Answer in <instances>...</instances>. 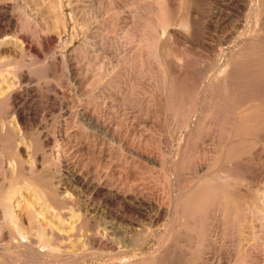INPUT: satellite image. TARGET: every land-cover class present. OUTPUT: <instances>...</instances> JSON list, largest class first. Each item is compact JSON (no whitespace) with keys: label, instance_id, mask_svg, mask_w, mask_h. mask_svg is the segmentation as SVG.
<instances>
[{"label":"rangeland","instance_id":"1","mask_svg":"<svg viewBox=\"0 0 264 264\" xmlns=\"http://www.w3.org/2000/svg\"><path fill=\"white\" fill-rule=\"evenodd\" d=\"M0 1V128L24 171L38 167L14 212L24 235L45 216L79 227L58 251L0 241V264H264V0ZM4 146L0 187L16 167ZM207 180L217 188L181 213Z\"/></svg>","mask_w":264,"mask_h":264},{"label":"bare ground","instance_id":"2","mask_svg":"<svg viewBox=\"0 0 264 264\" xmlns=\"http://www.w3.org/2000/svg\"><path fill=\"white\" fill-rule=\"evenodd\" d=\"M1 2V1H0ZM5 4V3H4ZM4 4H0V8L2 7H4L5 5ZM1 8V9H2ZM5 8V7H4ZM2 11V10H1ZM161 13H163V12H161ZM164 15V14H163ZM165 19V18H164ZM163 19V20H164ZM159 21V20H158ZM182 38V37H181ZM248 39V38H247ZM246 41V40H245ZM3 42L4 41H0V46L1 45H3ZM240 43V42H239ZM243 43H244V41H243ZM5 44V43H4ZM232 46V45H231ZM246 46V45H245ZM2 47V46H1ZM227 47V46H226ZM234 47V46H233ZM237 47V46H236ZM232 49V48H231ZM235 49V48H234ZM233 49V50H234ZM229 51V50H228ZM225 52V51H224ZM238 52V51H237ZM171 55V54H170ZM172 56H174V55H172ZM173 59H174V57H172ZM177 58H179V57H177ZM176 57H175V59H177ZM180 59V58H179ZM179 59H177V60H179ZM183 60V59H182ZM216 60V59H215ZM261 61V60H260ZM173 62H175L176 64L178 63L179 64V62L177 61H175V60H173ZM220 62V61H219ZM261 62H263V61H261ZM180 63H181V61H180ZM183 63L184 62H182V65H183ZM187 63V62H186ZM217 63V62H216ZM254 64V63H253ZM181 65V64H180ZM185 65V64H184ZM214 65V64H213ZM218 65V64H217ZM216 65V66H217ZM229 65V64H228ZM232 65V64H231ZM236 65V64H235ZM245 65H247V64H245ZM253 66V65H252ZM175 67V66H174ZM179 68H181L180 66H178ZM183 67V66H182ZM184 67H186V65L184 66ZM214 67H215V65H214ZM235 67V66H234ZM251 68V67H250ZM249 68V69H250ZM219 69V68H218ZM217 69V70H218ZM222 69V68H221ZM228 69V68H227ZM234 69H236V68H234ZM240 69V68H239ZM174 70V69H173ZM230 70V69H229ZM176 71V70H175ZM224 71V70H223ZM226 71H228V70H226ZM237 71V74L239 73L238 72V70H235V72ZM248 71H253V68L251 69V70H248ZM254 71H255V69H254ZM258 71V70H257ZM256 71V72H257ZM233 73H234V71H233V69L232 70H230V71H228V72H226L225 74H223V82H225V83H227V81H229L230 79V77H232L233 76ZM248 73V72H247ZM260 74H261V72H259ZM239 74H242V73H239ZM250 74V73H249ZM259 74V76H261ZM264 74V73H263ZM234 75L236 76V73H234ZM254 75H256V74H254ZM234 76V77H235ZM241 76H246V75H241ZM249 76V75H248ZM253 76V75H252ZM259 76H257V78H258V81H263V79H260L259 80ZM237 77V76H236ZM256 77V76H255ZM263 77H264V75H263ZM222 78H219V79H222ZM239 78V77H238ZM243 78V77H242ZM251 78V77H250ZM250 78H249V80H250ZM252 78H254V77H252ZM261 78V77H260ZM239 79H241V78H239ZM232 80V79H231ZM248 80V79H247ZM243 81V80H242ZM241 81V82H242ZM253 81H255L254 79L253 80H251V82H253ZM220 82V81H219ZM234 82V81H233ZM244 82V81H243ZM242 82V83H243ZM245 82H248L249 83V81H245ZM244 82V83H245ZM257 82V81H256ZM237 82H235V84H236ZM239 83V82H238ZM237 83V84H238ZM255 83V82H254ZM254 83L252 84V85H254ZM258 83H260V82H258ZM257 83V84H258ZM263 83V82H262ZM247 84V83H246ZM250 84V83H249ZM256 83H255V85H257ZM230 85H231V82H230ZM240 85V84H239ZM241 85H243V84H241ZM221 86V85H220ZM244 86V85H243ZM247 86V85H246ZM257 86H259V85H257ZM256 86V87H257ZM264 86V85H263ZM212 87V86H211ZM224 87V86H223ZM234 87V86H233ZM248 87L249 86H247L246 88L248 89ZM260 87V86H259ZM213 88V87H212ZM224 88H226V87H224ZM235 88V87H234ZM239 88V87H238ZM245 88V89H246ZM227 89V88H226ZM240 89V88H239ZM246 89V90H247ZM255 90H256V88H254ZM253 89V90H254ZM252 90V89H251ZM223 91H225V89L223 90ZM257 91H259V90H257ZM216 92V91H215ZM227 92V91H226ZM226 92H224V94L226 93ZM259 92H261V91H259ZM213 93V92H212ZM237 93V92H236ZM235 93V94H236ZM240 93V92H239ZM245 93V92H244ZM248 93V92H247ZM258 92H256V94H257ZM181 94V93H180ZM218 94V93H217ZM241 94H242V91H241ZM250 94H251V91H250ZM262 94V93H261ZM210 95V94H209ZM238 95V94H237ZM237 95H234V96H237ZM255 95V94H254ZM180 96V95H179ZM213 95L211 94V97H212ZM215 96V95H214ZM222 96V95H221ZM224 96H226V95H224ZM231 100L233 99V95L231 94ZM208 97V96H207ZM216 97H218L217 95H216ZM243 97H246V95L244 96H242L241 97V100H240V103H239V105L242 103L241 101L243 100ZM20 98V95L19 94H17V93H15V92H9V94L7 95V97L5 98V100H7V103L8 104H6L5 102V104H6V106H8L12 111H13V113H15L16 115H19L20 114V108H18V106H17V104H18V99ZM221 98H223L224 99V97H221ZM235 99L237 98V97H234ZM179 99V98H178ZM216 99H219V98H216ZM226 99V98H225ZM225 99H224V101H225ZM228 100H229V97L227 98ZM234 99V100H235ZM245 99V98H244ZM247 99H249V97L247 96ZM245 100V101H247L248 102V100ZM1 100V99H0ZM4 100V99H3ZM221 100L222 99H219L218 101H219V103L221 102ZM226 101L227 103H229L231 100H229V101ZM237 100V99H236ZM235 100V101H236ZM215 101V99L213 100V102ZM263 101V100H262ZM205 102H208V105H209V101H205ZM3 103V104H4ZM218 103V102H217ZM231 103V102H230ZM229 103V104H230ZM246 103V102H245ZM206 104V103H205ZM225 105H226V103H224ZM228 104V105H229ZM236 104H237V101H236ZM244 104V103H243ZM242 104V105H243ZM207 105V104H206ZM211 105V104H210ZM213 105V104H212ZM231 105H233L232 103H231ZM230 105V106H231ZM246 105V104H245ZM1 106H3V105H1ZM203 106V105H202ZM218 106V105H217ZM206 107H208V106H206ZM210 107V106H209ZM208 107V108H209ZM212 107V106H211ZM210 107V108H211ZM233 107V106H232ZM204 108H205V106H204ZM204 108H202L203 110H204V112H205V109ZM209 108V109H210ZM235 108V107H234ZM3 109V108H2ZM219 110V109H218ZM222 110H223V112L222 113H224V110H225V106H224V109L222 108ZM226 110H228L229 111V109H227V107H226ZM232 110V109H231ZM231 110H230V112H231ZM2 111V110H1ZM207 111H209L208 109H207ZM203 112V111H202ZM214 112V111H213ZM219 112V111H218ZM236 111H234V113H235ZM9 113V112H8ZM217 113V112H216ZM215 113V114H216ZM233 113V114H234ZM199 114V113H198ZM202 114V113H201ZM213 114V113H212ZM1 115H2V113H1ZM220 115H221V112H220ZM4 116V115H3ZM6 116V115H5ZM4 116V117H5ZM202 116H205V115H202ZM201 116V117H202ZM240 116V115H239ZM0 117H2V116H0ZM221 118V117H220ZM231 118V120H233V118H235L234 116H233V118L232 117H230ZM3 119V118H2ZM201 119V118H200ZM0 120H1V118H0ZM231 123H233L232 121H230ZM229 129H230V127H228ZM1 129V128H0ZM228 129V130H229ZM0 138L2 139V140H4V143H5V146H4V150L6 151V154H7V158H8V160H13V161H15V164H16V167H15V169H14V166H13V164L12 165H9L8 166V168H7V170H5V176L6 177H12V175L14 176V173H15V176L14 177H12V180H7L8 181V183H7V186H1L0 187V218H1V222H0V241H2L3 242V244H5V242L6 243H11V244H14V245H22V246H24V245H30L31 247H43L44 249H51V248H55V247H52V244H53V240L54 239H58V237H60V233H63V229L62 228H64L62 225H60V226H62V228L61 227H57V226H55V225H57V224H55L54 226H53V224H52V222H54V221H52V222H50L49 223V221L50 220H48V218L46 217V219H45V217H40V216H44L43 214H39V212L40 211H37L36 212V215H34V216H37L38 217V215H39V217L42 219H36L35 220V218H34V221H35V225H36V222H38V227H40V228H38V227H35V228H38L36 231H35V228H33V229H31V227H28V226H25V228L27 227L28 228V231H35V233H33V234H31V233H29V234H26V232H25V234L26 235H24V231H23V229H21V227H20V222H22L21 220V218H20V216H19V214L17 215L14 211V203H12V199H13V197H14V189L16 188L15 187V185L16 184H21V183H23V184H27V183H29L28 181H29V177L31 176V173H33V172H35V171H37V166L35 165V163H34V161L32 162V164L28 167V171L27 172H25L24 171V168H23V165H22V162L20 161V159H19V155H20V153H19V150H18V142L16 141V139H14V132H13V129H12V126H10V125H7L6 126V129L4 130V131H2V129L0 130ZM245 144V143H244ZM223 145V144H222ZM248 145V144H247ZM218 149V148H217ZM39 150V149H38ZM41 150V149H40ZM219 150H221V149H219ZM215 151V150H214ZM218 151V150H217ZM246 152V151H245ZM43 155V154H42ZM238 156V155H237ZM215 157V156H214ZM36 158V157H35ZM229 158V157H228ZM230 159V158H229ZM238 163V162H237ZM38 165V164H37ZM238 165L239 164H237V167H238ZM217 167V166H216ZM236 169V168H235ZM234 169V170H235ZM231 170V169H230ZM50 171V170H49ZM52 172V171H51ZM217 172V171H216ZM229 173V172H228ZM34 174V173H33ZM32 174V175H33ZM40 174V173H39ZM50 174V173H49ZM232 174H234V173H232ZM217 175V174H216ZM219 175V174H218ZM53 176H55L54 174H53ZM223 176V175H222ZM212 177V176H211ZM225 177V176H224ZM35 178V177H34ZM33 178V179H34ZM72 178V177H71ZM80 178V177H79ZM214 178H216V177H214ZM75 179V178H74ZM211 179V178H210ZM73 180V179H72ZM78 180V179H77ZM80 180V179H79ZM221 180V179H220ZM60 182V180H57V182ZM84 181V180H83ZM214 181V180H213ZM211 182V181H206V182H204V181H202V183L204 182V184H203V186L202 185H199L200 184V182L198 183V182H196V183H198L197 184V186L195 187L194 186V188L193 189H191L190 191H189V194L186 196V197H184L183 198V202L185 201L186 202V205H184L183 206V208L181 207V210H180V212L182 213L183 211H185L186 209H194V208H197V206H199V203L204 199V198H206L207 196H208V194L210 193H208V189L207 188H210V187H214V188H217V186H218V184H217V182ZM41 182V181H40ZM62 182V181H61ZM89 182V181H88ZM88 182H87V184H88ZM220 182V181H219ZM82 183V182H81ZM56 184V183H55ZM60 185V184H59ZM64 185V184H63ZM194 185V184H193ZM199 185V186H198ZM235 185V184H234ZM54 186H57V188H58V184L57 185H54ZM65 186V185H64ZM221 186V185H220ZM229 186V185H228ZM53 187V186H52ZM51 187V188H52ZM61 187V186H60ZM229 187H231V186H229ZM46 188V187H45ZM54 188V187H53ZM62 188V187H61ZM65 188V187H64ZM63 188V189H64ZM189 188V187H188ZM219 188V187H218ZM223 188V187H222ZM48 189V188H47ZM93 189V188H92ZM211 189V188H210ZM219 189H221V187L219 188ZM218 189V191H216V193H214L217 197H224L225 196V194L221 191V190H219ZM54 190V189H53ZM55 190H57V189H55ZM208 190V191H207ZM229 190V189H228ZM52 191V190H51ZM58 191H62V190H58ZM58 191H56V192H58ZM65 191V190H64ZM64 191H63V193H64ZM214 191V190H213ZM235 191H237V190H235ZM234 191V192H235ZM67 192V191H66ZM181 192V191H180ZM230 192L232 193V191L230 190ZM233 192V193H234ZM58 194H61V192H59ZM179 194V193H178ZM66 195V194H65ZM64 195V196H65ZM214 195V196H215ZM49 196H51V195H49ZM67 196V195H66ZM65 196V197H66ZM52 197V196H51ZM64 197V198H65ZM106 197V196H105ZM68 198V197H67ZM66 198V199H67ZM52 199V198H51ZM59 199V197L57 198V200ZM65 200V199H64ZM68 200V199H67ZM61 203H59V205L61 204V205H63L64 206V204H62V201H61V199L59 200ZM54 202V201H53ZM56 202V201H55ZM54 202V203H55ZM67 202H69V201H67ZM217 202V201H216ZM70 203V202H69ZM29 204V203H28ZM246 203H244V205H245ZM57 206V204H56V206L58 207V208H60V206ZM29 206V205H28ZM67 206V205H66ZM247 206V205H246ZM64 208H65V206H64ZM218 208V207H217ZM61 209H63L62 207H61ZM22 211H23V209H21ZM25 210V209H24ZM85 210V209H84ZM83 210V211H84ZM233 210V209H232ZM27 211V210H26ZM30 211V210H29ZM34 211V210H33ZM33 211H30V212H33ZM187 211V210H186ZM202 211V210H201ZM234 211V210H233ZM35 212V211H34ZM33 212V213H34ZM26 213V212H25ZM33 213H31V214H33ZM38 213V214H37ZM42 213V212H41ZM84 213V212H83ZM82 213V214H83ZM177 213V212H176ZM176 213H174L175 214V216H176ZM193 212H191V214H192ZM202 213H203V211H202ZM35 214V213H34ZM196 214V213H195ZM198 214V213H197ZM222 214V213H221ZM22 215V214H21ZM24 215V214H23ZM199 215V214H198ZM18 216H19V218L21 219H19L20 220V222H19V220H18ZM33 216V215H32ZM33 216V217H34ZM184 215H182V217H183ZM193 216V215H192ZM202 216H203V214H202ZM22 217V216H21ZM199 217V216H198ZM43 218L45 219V220H47L48 221V223H45V221H43ZM85 218V217H84ZM181 218V217H180ZM30 219V218H29ZM66 219H71L69 216H68V218L66 217ZM175 219V218H174ZM182 219V218H181ZM192 219H193V217H192ZM191 219V220H192ZM197 219H201V218H197ZM84 220H87V219H84ZM83 220V221H84ZM190 220V219H189ZM32 221V220H31ZM30 221V222H31ZM46 221V222H47ZM69 221H71V220H69ZM88 221H89V219H88ZM194 221V220H193ZM24 222V221H23ZM29 222V221H28ZM27 222V223H28ZM29 222V223H30ZM43 222L45 223V224H43ZM73 222V221H72ZM95 222V221H94ZM93 222V223H94ZM181 222H182V220H181ZM201 222V221H200ZM34 223V222H33ZM67 223H68V225L67 226H70L71 225V228H73L75 225H73V227H72V224H71V222L69 223L68 222V220H67ZM192 223V222H191ZM203 223V222H202ZM48 226H47V225ZM70 224V225H69ZM80 224V223H79ZM90 224H91V222H90ZM100 224V223H99ZM193 224V223H192ZM22 225V224H21ZM34 225V224H33ZM32 225V226H33ZM78 225V224H77ZM76 225V227H74L73 228V230L76 228V229H78L79 227ZM80 225H82V224H80ZM83 225H85V224H83ZM101 225V224H100ZM37 226V225H36ZM66 226V227H67ZM102 226L103 227H101V231L102 232H99V234L101 233L102 235L104 234L103 232V230H104V227L106 226H104L103 224H102ZM109 226V225H108ZM24 227V226H23ZM55 227H57V228H55ZM84 227V226H83ZM91 227H93V225L92 226H90V228H87V229H89V231H90V229H91ZM97 227V226H96ZM96 227H95V229H96ZM29 228H30V230H29ZM70 228V229H71ZM100 228V227H99ZM111 228V227H110ZM60 229H62V231L60 230ZM86 229V228H85ZM93 229V228H92ZM91 229V230H92ZM68 230V229H67ZM100 230H98V231H100ZM110 230V229H109ZM59 231H61V232H59ZM76 231V230H75ZM75 231H74V234H75ZM78 231H84V229L82 230H78ZM86 231V230H85ZM88 230H87V232H89ZM65 232H67V231H65L64 230V233ZM68 232H73L72 231V229L70 230V231H68ZM67 232V233H68ZM91 232V231H90ZM89 232V233H90ZM92 232H94V230L92 231ZM91 232V233H92ZM86 233V232H85ZM95 233H97L98 234V232H96L95 231ZM108 233V232H107ZM107 233H105V234H107ZM70 234V233H69ZM73 234V233H72ZM81 234V233H80ZM97 234H94V235H97ZM110 234V233H109ZM64 234H62V236H63ZM78 235V234H77ZM86 235V234H85ZM92 234H90V236H91ZM101 235V236H102ZM62 236L60 237V238H62ZM79 236V235H78ZM82 236H83V234L81 235V239H82ZM106 236V235H105ZM109 236V235H108ZM112 237V236H111ZM21 238H27L28 240H26L27 242H24L25 240H23L22 241V239ZM59 238V239H60ZM86 238H88L87 236H86ZM90 238V237H89ZM98 237H96V239H97ZM100 239H101V237H99ZM107 238V237H106ZM110 238V237H109ZM115 238V237H114ZM71 239V238H70ZM77 239V238H76ZM80 239V238H79ZM78 239V240H79ZM104 239H105V237H104ZM108 239V238H107ZM203 239V238H202ZM73 240V239H72ZM83 240V239H82ZM103 240V239H102ZM106 240V239H105ZM109 240V239H108ZM111 241L113 240V238H111L110 239ZM61 241H62V239H61ZM75 241V240H74ZM77 241V240H76ZM84 241V240H83ZM85 241H86V239H85ZM88 241V240H87ZM90 241H91V239H90ZM104 241V240H103ZM55 242V241H54ZM64 242V241H63ZM66 242V241H65ZM73 242V241H72ZM82 242V241H81ZM98 242V241H97ZM104 242H106V241H104ZM108 243L110 242V241H107ZM117 240L115 241V244H117ZM66 243H68V242H66ZM66 243H63L64 245H66ZM69 243H70V241H69ZM88 243V242H87ZM103 243V242H102ZM110 243H112V242H110ZM129 243V242H128ZM62 244V243H61ZM71 245H72V243H70ZM90 244H91V242H90ZM106 244V243H105ZM114 244V243H113ZM113 244H111V245H113ZM124 243H122V245H123ZM55 245H56V243H55ZM63 245V246H64ZM71 245H69V247L71 246ZM74 245V244H73ZM72 245V246H73ZM76 245H77V242H76ZM82 245V244H81ZM85 244L83 243V246H84ZM93 245V244H92ZM92 245L90 246V247H92ZM95 245V244H94ZM100 245H101V243H100ZM99 245V246H100ZM118 245V244H117ZM119 245H120V243H119ZM122 245H120V247L122 246ZM71 246V247H72ZM61 247V249H62V246H60ZM78 247V246H77ZM104 247V246H103ZM115 247H118V246H116L115 245ZM57 248V247H56ZM65 248H66V246H65ZM68 248V247H67ZM66 248V249H67ZM73 248V247H72ZM72 248H71V250L69 249V251H73L72 250ZM76 248V247H75ZM79 248V247H78ZM83 248H86V246L85 247H83ZM105 248V247H104ZM64 249V248H63ZM80 249L81 248H79V251H80ZM90 249H94V248H90ZM96 249V248H95ZM83 250V249H82ZM97 250V249H96ZM57 251H58V248H57ZM46 252V251H45ZM56 252V251H55ZM68 252V251H67ZM83 252H85V251H83ZM48 254V253H47ZM78 254V253H77ZM46 255V254H45ZM53 255V254H52ZM66 255V254H65ZM65 255H63V256H65ZM70 256H71V254H70ZM77 256V255H76ZM78 256H80V255H78ZM57 257V256H56ZM67 258H69V257H67ZM99 258V257H98ZM107 258V257H106ZM47 259V258H46ZM116 260V259H115ZM118 260V259H117ZM48 261H50L49 259H48ZM124 261V260H123ZM70 262V261H69ZM104 262V261H103ZM111 262V261H110ZM159 262V261H158ZM58 263V262H57ZM66 263V262H65ZM116 263V262H115ZM59 264V263H58ZM61 264V263H60ZM74 264H76V263H74ZM162 264V263H161Z\"/></svg>","mask_w":264,"mask_h":264}]
</instances>
